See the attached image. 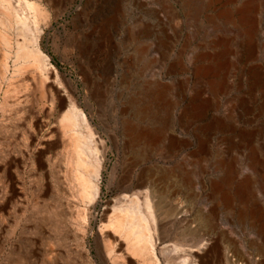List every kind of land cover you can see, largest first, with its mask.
Segmentation results:
<instances>
[{"label": "rangeland", "instance_id": "374dc122", "mask_svg": "<svg viewBox=\"0 0 264 264\" xmlns=\"http://www.w3.org/2000/svg\"><path fill=\"white\" fill-rule=\"evenodd\" d=\"M20 1L24 41L0 4V264H46L47 250L113 264L110 240L142 264L109 222L138 178L155 187L158 264H198L171 249L179 235L201 236L206 264L264 251V0ZM72 105L77 131L61 120ZM73 130L97 148L94 198L75 179Z\"/></svg>", "mask_w": 264, "mask_h": 264}, {"label": "bare ground", "instance_id": "6f19581e", "mask_svg": "<svg viewBox=\"0 0 264 264\" xmlns=\"http://www.w3.org/2000/svg\"><path fill=\"white\" fill-rule=\"evenodd\" d=\"M15 2L16 3H12L11 0H0V4L3 8V18L1 21L6 27H10L11 25L16 24L17 30L23 36V41H24L26 32L28 30L27 27L28 24H26L27 18L25 15L19 12V6L23 7L20 4L21 1L15 0ZM27 6L30 9H32L37 16L39 15L45 18L46 15L44 9L40 6L38 2L33 1L32 3H27ZM18 55L28 56L29 58H32L34 61L37 62L38 67L40 68L44 67L45 56L42 55L41 51L38 50L37 48H35L30 52L25 49L24 45L21 44L20 46H18ZM46 88L49 91H52V85H46ZM78 118L79 115L77 114L76 108L74 105H72L65 113H63L61 120L66 121L67 122L66 125L68 127L72 129L73 128L76 129V128H80L82 123L81 122L82 120H79ZM74 134H76L74 135L75 138L70 137L69 140L74 145V148L72 147L73 148L72 152L75 156L74 158L75 162L72 161V163H75L76 166L78 167L76 170L74 169L76 174L75 179L78 181L77 182L78 185L82 186L84 195L87 197L88 196L90 197L91 195L92 198H94L95 196L98 195L97 181L99 178V165H98L99 158L96 155L97 148L94 145L95 143L93 142V139H91L90 137L88 136L86 137L85 135H82L79 132L75 133V131ZM91 145L94 146L92 147ZM91 155L95 156L94 160L91 159L92 157L90 158ZM94 161L96 163H94ZM85 169L87 170L90 169L92 170L93 173L95 172L94 177L96 179V182L92 181L93 176L92 173L90 174V172L89 174L91 175V178L87 179V176L85 175L86 172ZM138 179L139 180L137 181L138 183L136 185L135 190L130 194L128 193L123 194L121 197L122 199L120 201L117 200L119 205L117 203L116 205L118 206L114 205L113 206L114 208H112L113 210L111 209L112 214L110 217H112L111 218L112 221L109 222L110 225H112V227L116 229V231L117 229L120 230V228H122V230L123 228L128 229L127 232L126 231L124 232L125 233L124 238L128 242V244H126L127 254L131 252L132 253L131 255L133 256L137 255L144 264H158V258L155 252L156 241L150 235L149 225H148V221L150 220V218L151 219L154 218L155 211H154L153 198L155 195V187L152 181H150V179L148 180L143 178H138ZM89 192H91V194ZM141 203L144 205L145 212H143L141 209L140 206ZM189 220H190L189 217L184 218L186 224L188 223ZM111 235H112L111 233L108 234L109 236L108 239H110ZM130 236L133 237L132 238L133 240L130 239ZM114 240H116V238ZM130 240H132L133 242H129ZM173 240L174 241L172 243L173 245L171 248L172 250L175 251L181 250L183 252L189 250V252L191 251L190 255H192V257L198 261V264H206L204 261V257L206 256L208 250H206V247H204L206 245H203V239H201V236H198V238L191 240L182 235H179L174 237ZM116 246L118 248H121L122 246L121 242H119ZM105 251L107 253V256L112 260L113 264H134L131 259L128 262H126L125 260L122 261V257H124L122 256V252L121 251L118 252L117 249L115 250V246L113 244V241L111 240L105 242ZM45 255H46L45 258L46 264H60V261L57 258V255H59V253L56 252L55 250H47L45 252ZM70 256H72V254ZM255 256H257L258 261L253 262V257ZM29 257H27V260H30ZM177 257L179 258L180 256ZM225 260H227V262H229L230 264H235L228 256H225ZM167 261L168 264H183L184 261H186V257L185 255L180 257V262L183 263H178L177 260H176L177 262L173 261L171 256L168 257ZM21 263L27 264V262L25 263L23 259H19L17 264H21ZM30 264H42V263L41 262L37 263L36 261H33ZM237 264H264V251L256 250V252L252 254L248 252V254L244 255L241 261L239 263L237 262Z\"/></svg>", "mask_w": 264, "mask_h": 264}]
</instances>
